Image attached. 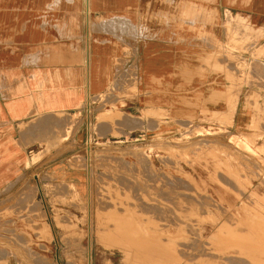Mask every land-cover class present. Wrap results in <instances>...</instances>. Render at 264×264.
<instances>
[{
    "label": "crops",
    "instance_id": "obj_1",
    "mask_svg": "<svg viewBox=\"0 0 264 264\" xmlns=\"http://www.w3.org/2000/svg\"><path fill=\"white\" fill-rule=\"evenodd\" d=\"M262 70L264 0H0V194L49 149L88 142L83 116L103 96L135 132L209 116L252 131ZM57 163L52 173L81 188L83 174Z\"/></svg>",
    "mask_w": 264,
    "mask_h": 264
},
{
    "label": "rangeland",
    "instance_id": "obj_2",
    "mask_svg": "<svg viewBox=\"0 0 264 264\" xmlns=\"http://www.w3.org/2000/svg\"><path fill=\"white\" fill-rule=\"evenodd\" d=\"M108 98L95 99L94 106L86 109L83 118L91 129L88 142L73 148L66 141L62 156L52 155L49 149L46 161L0 194V264H234L236 253L247 255L244 248L254 246L253 234H264V116L252 120V131L234 126L230 116H225L223 126L219 118L209 116L176 123L170 131L165 125L166 130L154 133L135 132V126L129 125L133 120L127 123V132L115 128L107 132L104 125L109 118L134 119L120 109L117 100ZM206 120V125L201 124ZM71 133L65 135L69 138ZM60 161L64 169L71 166L83 174L81 188L52 173ZM177 198H186L187 209L174 207ZM112 216L125 218L126 224L120 220L124 229L142 231L143 239L154 242L153 250L157 242L172 250L138 257L108 242L102 232L114 220ZM261 241L264 249L263 235ZM245 253L237 254L235 264H244L238 255Z\"/></svg>",
    "mask_w": 264,
    "mask_h": 264
},
{
    "label": "bare ground",
    "instance_id": "obj_3",
    "mask_svg": "<svg viewBox=\"0 0 264 264\" xmlns=\"http://www.w3.org/2000/svg\"><path fill=\"white\" fill-rule=\"evenodd\" d=\"M193 6V5H192ZM195 6V5H194ZM189 11V10H188ZM190 11H192V10H190ZM240 18V17H239ZM109 21H110V19H108ZM112 24V23H111ZM110 27V26H109ZM125 30V29H124ZM117 31V30H116ZM126 31V30H125ZM111 32V31H110ZM120 32V31H119ZM117 37V36H116ZM213 56V55H212ZM228 56V55H227ZM221 58V57H220ZM224 59V58H223ZM237 59V58H236ZM218 60V59H217ZM224 61V60H223ZM222 61V62H223ZM235 61V60H234ZM234 61H232V62H234ZM229 62V61H228ZM224 63H225V61H224ZM227 64V63H226ZM225 65V64H224ZM233 65V64H232ZM227 67V66H226ZM262 69V68H261ZM259 71V70H258ZM263 71V70H262ZM264 72V71H263ZM229 74V73H228ZM255 74H257V73H255ZM238 76V75H237ZM233 77H234V75H233ZM236 78V77H235ZM262 78V77H261ZM234 82V81H233ZM232 82V83H233ZM231 83V84H232ZM236 84V83H235ZM233 85H234V83H233ZM115 86V85H114ZM235 90H236V88H235ZM239 90V89H238ZM231 91V90H230ZM219 92H221V91H219ZM222 93V92H221ZM230 93V92H229ZM220 96V95H219ZM226 99V98H225ZM130 116V115H129ZM123 117V116H122ZM47 118V117H46ZM103 119V118H102ZM122 119V118H121ZM125 121H124V123L126 122V124L127 123H130L131 121H133L134 119L133 118H131V117H125ZM38 120V119H37ZM43 120V119H42ZM48 120V119H47ZM51 120H53V119H50V121ZM56 120V119H55ZM104 120V119H103ZM54 121V120H53ZM52 121V122H53ZM101 121V120H100ZM118 121V120H117ZM120 121V120H119ZM49 122V121H48ZM57 121H55V123H56ZM115 122V121H114ZM30 123V122H29ZM28 123V124H29ZM55 123H54V125H55ZM59 123V122H58ZM106 123V122H105ZM108 123V122H107ZM106 123V124H107ZM110 123V122H109ZM19 124V123H18ZM120 124V123H119ZM30 125V124H29ZM45 125V124H44ZM100 125H102V124H100ZM56 126V125H55ZM25 127H27V126H25ZM122 127V126H121ZM57 128V127H56ZM250 128V127H249ZM63 129V128H62ZM116 129V128H115ZM61 131V130H60ZM58 132V131H57ZM25 133V132H24ZM40 135V134H39ZM25 137H26V135H25ZM31 138V137H30ZM46 138V137H45ZM53 138V137H52ZM35 139V138H34ZM61 139V138H60ZM28 140V139H27ZM31 140V139H30ZM32 141V140H31ZM35 141V140H34ZM28 142V141H27ZM59 142V141H58ZM218 147V146H217ZM199 152V151H198ZM77 158V157H76ZM146 160V159H145ZM164 160V159H163ZM165 165V164H164ZM143 166V165H142ZM143 168V167H142ZM152 173V172H151ZM219 173V172H218ZM168 175V174H167ZM221 175V174H220ZM87 176V175H86ZM112 178V177H111ZM110 178V179H111ZM117 178V177H116ZM150 179V178H149ZM175 179V178H174ZM177 179V178H176ZM225 179V178H224ZM225 180H228V179H225ZM105 181V180H104ZM115 181V180H114ZM221 181V180H220ZM178 182H179V180H178ZM224 182H226V181H224ZM103 183V182H102ZM167 183V182H166ZM175 183V182H174ZM185 183H186V181H185ZM229 183V182H228ZM62 184V183H61ZM106 184V183H105ZM187 184V183H186ZM227 184V183H226ZM103 185V184H102ZM125 185V184H124ZM137 185V184H136ZM228 185V184H227ZM125 186H127V185H125ZM134 186V185H133ZM164 186V185H163ZM166 186H169V185H166ZM107 187V186H106ZM129 187V186H128ZM130 187H132V186H130ZM136 187V186H135ZM185 187V186H184ZM61 188V187H60ZM127 188V187H126ZM153 188V187H152ZM151 188V189H152ZM174 188V187H173ZM239 188V187H238ZM62 189V188H61ZM108 189V188H107ZM147 189H148V187H147ZM154 189V188H153ZM175 189H177V188H175ZM35 190L36 189H33V191H32V193H35ZM65 190V189H64ZM110 190H111V188H110ZM126 190V189H125ZM163 190V189H162ZM191 190V189H190ZM25 191H27V190H24V192ZM90 191V190H89ZM116 191V190H115ZM151 191V190H150ZM154 191V190H153ZM171 191V190H170ZM177 191V190H176ZM180 191V190H179ZM242 191V190H241ZM188 192V191H187ZM198 192V191H197ZM26 193V192H25ZM24 193V195L25 196H27L26 194ZM37 193V192H36ZM116 193V192H115ZM152 193V192H151ZM156 193V192H155ZM155 193H153V194H155ZM196 193V192H195ZM240 193V192H239ZM121 194V193H120ZM136 194H137V192H136ZM169 194V193H168ZM177 194V193H176ZM189 194V193H188ZM198 194V193H197ZM247 194V193H246ZM20 195V194H19ZM99 195V194H98ZM113 195V194H112ZM116 195V194H115ZM114 195V196H115ZM130 195V194H129ZM172 195H174V194H172ZM185 195V194H184ZM205 195V194H204ZM22 196V195H21ZM24 196V198H26ZM118 196H119V193H118V195H117V198H118ZM124 196V195H123ZM132 196V195H131ZM137 196H139V195H137ZM176 196V195H175ZM178 196H180V195H178ZM177 196V197H178ZM18 197H20V196H18ZM27 197H29V195L27 196ZM32 196H30V198H31ZM103 197V196H102ZM125 197V196H124ZM129 197V196H128ZM171 197V196H170ZM197 197V196H196ZM207 197V196H206ZM20 198H22V197H20ZM122 198V197H121ZM133 198V197H132ZM194 198V197H193ZM202 198V197H201ZM109 199V198H108ZM112 199V198H111ZM140 199V198H139ZM186 199V198H185ZM185 199H174L175 201V206L174 207H177L178 209H179V211L181 210V211H183V209L185 210V208H186V200ZM203 199V198H202ZM249 199V198H248ZM18 200H20V199H18ZM23 200V199H22ZM115 200V199H114ZM118 200V199H117ZM116 200V201H117ZM130 200H131V198H130ZM129 200V201H130ZM200 200V199H199ZM119 201V200H118ZM132 201V200H131ZM130 201V202H131ZM136 201V200H135ZM135 201H132V202H135ZM138 201V200H137ZM188 201V200H187ZM213 201V200H212ZM125 202V201H124ZM146 202V201H145ZM173 202V201H172ZM173 202V203H174ZM190 202V201H189ZM19 203V202H18ZM139 203V202H138ZM144 203V202H143ZM188 203V202H187ZM192 203V202H191ZM195 203H196V201H195ZM194 203V204H195ZM20 204V203H19ZM125 204V203H124ZM135 204V203H134ZM194 204H191V206L192 205H194ZM213 204V203H212ZM13 205V204H12ZM21 205V204H20ZM24 205V204H23ZM36 205V204H35ZM134 206V205H133ZM137 206V205H136ZM213 206V205H212ZM13 207H15V206H13ZM34 207V206H33ZM38 207V206H37ZM170 207V206H169ZM202 207V206H201ZM260 207V206H259ZM20 208V207H19ZM30 208V207H29ZM136 208V207H135ZM177 208L175 209V210H177ZM217 208V207H216ZM174 209V208H173ZM187 209V208H186ZM189 209V208H188ZM190 209H192V208H190ZM198 209V208H197ZM201 209V208H200ZM204 209V208H203ZM225 209V208H224ZM35 210V209H34ZM131 210V209H130ZM167 210H168V208H167ZM205 210V209H204ZM203 210V211H204ZM127 211V210H126ZM133 211V210H132ZM134 211H135V209H134ZM163 211V210H162ZM174 211V210H173ZM178 211V210H177ZM176 211V212H177ZM179 211H178V214H179ZM195 211H196V209H195ZM203 211H202V213H203ZM225 211V210H224ZM37 212V211H36ZM39 212V211H38ZM142 212V211H141ZM197 212H199V211H197ZM40 213V212H39ZM139 213V212H138ZM155 213V212H154ZM172 213V212H171ZM174 213H175V211H174ZM183 213V212H182ZM181 213V214H182ZM185 213V212H184ZM193 213V215H194V213H196V212H192ZM201 213V214H202ZM101 214V213H100ZM144 214V213H143ZM191 214V213H190ZM145 215V214H144ZM180 215V214H179ZM192 215V216H193ZM198 215V214H197ZM114 216V215H113ZM112 216V217H113ZM154 216V215H153ZM175 216V215H174ZM177 216V215H176ZM175 216V217H176ZM181 216V215H180ZM189 216V215H188ZM112 217H111V219H112ZM125 216H123L122 218H124ZM194 217V216H193ZM262 217V216H261ZM38 218H39V216H38ZM103 218V217H102ZM114 218V217H113ZM127 218V217H126ZM184 218V217H183ZM195 218H196V215H195ZM25 219V218H24ZM116 218H114V220H112L111 221V223L110 224H108L106 227L107 228H105L104 229V231L102 232V236H104L105 238L106 237H108L109 239V241L108 242H112V243H116L117 245H119L120 247H122V248H124L125 250L126 249H128L129 251H131V252H136V253H138L139 255H138V257H143V256H146L147 254H149V253H151V252H154V253H160V254H158V255H162V254H165V253H167V252H169V251H171L172 250V247L170 248V247H164L162 244L160 245V243H156V246H155V248H157V250L154 248V250H153V241H150L149 239H143V237H144V235H143V237L141 236V233H142V229H139V228H137V229H139L140 231H141V233H139L137 230L135 231V230H132V229H129V228H123L124 226L122 225L123 223L122 222H124L125 224H126V220H125V218L122 220V219H120V220H122V222L118 219V220H115ZM179 219V218H178ZM187 219V218H186ZM202 219V218H201ZM129 220V219H128ZM133 220V219H132ZM196 220V219H195ZM227 220V219H226ZM193 221V220H192ZM199 221V220H198ZM230 221V220H229ZM195 222V221H194ZM226 222V221H225ZM228 222V221H227ZM5 223V222H4ZM231 223H233V222H231ZM230 223V224H231ZM235 223V222H234ZM130 224V223H129ZM182 224V223H181ZM262 224L263 223H261V226H262ZM132 225V224H131ZM133 225H136V224H133ZM183 225V224H182ZM226 225H228V224H226ZM259 225V224H258ZM123 226V227H122ZM255 226V225H254ZM261 226H260V228H261ZM263 226H264V224H263ZM126 227H127V225H126ZM131 227V226H130ZM187 227V226H186ZM223 227V226H222ZM242 227V226H241ZM240 227V228H241ZM256 227V226H255ZM133 228V227H132ZM134 228H136V227H134ZM133 228V229H134ZM226 228H228V226H226ZM232 228H233V226H232ZM234 228H235V226H234ZM239 228V229H240ZM243 228V227H242ZM257 228V227H256ZM263 228V227H262ZM262 228L260 229L261 231H262ZM41 229V228H40ZM147 229V228H146ZM223 229H225L224 227H223ZM3 230V229H2ZM193 230V229H192ZM220 231H223L222 230V228L221 229H219ZM231 230V229H230ZM233 230V229H232ZM259 230V229H258ZM147 231V230H146ZM186 231V230H185ZM236 231H237V229H236ZM187 232H188V230H187ZM225 232V231H224ZM228 232V231H227ZM230 232H232V231H230ZM240 232V231H239ZM242 232H245V231H242ZM248 231H246V233H247ZM143 233L145 234V230L143 231ZM226 233V232H225ZM236 233V232H235ZM241 233V232H240ZM246 233L245 234H243L244 236L246 235ZM262 233V232H261ZM76 234V233H75ZM148 234V233H147ZM152 234V233H151ZM189 234H191V233H189ZM237 234H238V232L236 233V235H235V237H238L237 236ZM3 235V234H2ZM68 235V234H67ZM153 235V234H152ZM151 235V236H152ZM263 235V237H264V234H262ZM261 235V236H262ZM1 236V235H0ZM4 236V235H3ZM232 236V235H231ZM240 236V235H239ZM253 238H252V236L250 235L249 237H251L252 239H254V242L252 241V243H254V246H253V244H252V247H250V246H247L246 248H244V249H246L247 251L246 252H248V254L246 255V253L245 252H243V253H245V256H241V255H238V257H239V260L240 259H243L244 260V264L246 263V264H264V256H263V254L262 253H264V249H263V247H262V245H263V240L261 241V236L259 235V234H253ZM17 237V236H16ZM146 237H149V236H146ZM157 237V236H156ZM180 237V236H179ZM241 237V236H240ZM243 237V236H242ZM6 238H8V237H6ZM24 238V237H23ZM176 238V237H175ZM231 238H234V236L233 237H231ZM246 238H248V235L246 236ZM245 238V239H246ZM182 239H183V237H182ZM235 239H237V238H235ZM238 239H239V237H238ZM240 239H242V238H240ZM245 239H242V240H245ZM251 239V240H252ZM180 240V239H179ZM184 240V239H183ZM182 240V241H183ZM186 240V239H185ZM190 240V239H189ZM220 240V239H219ZM222 240V239H221ZM229 240V239H228ZM242 240H239V242H243ZM250 241V239H247V241ZM29 241V240H28ZM67 241V240H66ZM73 241H74V239H73ZM155 241V240H154ZM170 242H174V241H171V239L169 240ZM181 241V240H180ZM196 241H198V240H196ZM195 241V242H196ZM246 241V240H245ZM246 241V242H247ZM23 242H25V241H23ZM156 242V241H155ZM166 242V241H165ZM165 242H162V243H165ZM185 242V241H184ZM187 242H188V240H187ZM235 242V241H234ZM234 242L232 241V243H233V245H234ZM167 243V246H169V244H168V241L166 242ZM186 243V242H185ZM191 243V242H190ZM204 243V242H203ZM226 243H227V240H226ZM229 243V242H228ZM170 244H172V243H170ZM175 244H176V242H175ZM240 244V243H239ZM238 243H237V245H239ZM242 244H244V243H242ZM104 245V244H103ZM181 245V244H180ZM183 245V244H182ZM190 245V244H189ZM246 245V244H245ZM248 245V244H247ZM187 246V245H186ZM239 246H241V248L244 246V245H239ZM239 246L238 247H236L235 249L238 251V249H240L239 248ZM183 247V246H182ZM185 247V246H184ZM183 247V248H184ZM25 248V247H24ZM181 248V247H180ZM226 248V247H225ZM232 248V247H231ZM231 248H230V250H231ZM234 248V247H233ZM47 249V248H46ZM187 249V248H186ZM190 249H191V247H190ZM235 249H233L232 251L234 252V250ZM243 249V251H245ZM24 250V249H23ZM160 250V251H159ZM229 250V251H230ZM241 250V249H240ZM239 250V251H240ZM122 251V250H121ZM159 251V252H158ZM164 251V252H163ZM190 251V250H189ZM189 251H188V253H189ZM195 251V250H194ZM208 251H209V249H208ZM223 251V250H222ZM25 252V251H24ZM31 252V251H30ZM184 252V251H183ZM190 252H192V251H190ZM201 252V251H200ZM220 251H218V253H219ZM185 253V252H184ZM228 253V252H227ZM235 253H236V251H235ZM235 253H232L231 254V259H232V257H234V256H232L233 254H235ZM242 253V251H240V252H238V253H236V258H235V260H234V258L232 259V260H234L235 261V263H238L237 262V254H243ZM181 254V253H180ZM196 254V253H195ZM194 254V255H195ZM262 254V255H261ZM150 255H152V254H150ZM200 255V254H199ZM226 255V254H225ZM83 256V255H82ZM178 256V255H177ZM228 256V255H227ZM241 256V257H240ZM37 257V256H36ZM167 257H168V255H167ZM223 257V256H222ZM230 257H229V260H231L230 259ZM158 258V257H157ZM161 258V257H160ZM159 258V259H160ZM184 258V257H183ZM198 258V257H197ZM204 258H206V259H208L206 256H204ZM227 259H228V257H226ZM200 259V258H199ZM211 259V258H210ZM237 259V260H236ZM45 260V259H44ZM202 260V259H201ZM213 260V259H212ZM211 260V261H212ZM216 260H217V258H215V262H216ZM224 260V259H223ZM231 260V261H232ZM208 261V260H207ZM225 261V260H224ZM38 262V261H37ZM51 262V261H50ZM188 262H189V260H188ZM196 263H197V261H195ZM200 262V261H199ZM205 262H206V260H205ZM227 262V261H226ZM233 262V261H232ZM45 263V262H44ZM184 263V262H183ZM182 263V264H183ZM208 263V262H207ZM213 263V262H212ZM219 263V262H218ZM228 263V262H227ZM229 263H231V262H229ZM228 263V264H229ZM234 263V264H235ZM239 263H240V261H239ZM41 264V263H40ZM171 264V263H170ZM193 264V263H192ZM211 264V263H210ZM225 264V263H224ZM233 264V263H232Z\"/></svg>",
    "mask_w": 264,
    "mask_h": 264
}]
</instances>
